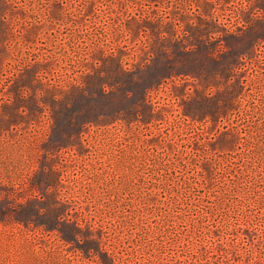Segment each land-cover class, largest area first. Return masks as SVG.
I'll return each mask as SVG.
<instances>
[{"label": "rangeland", "instance_id": "rangeland-1", "mask_svg": "<svg viewBox=\"0 0 264 264\" xmlns=\"http://www.w3.org/2000/svg\"><path fill=\"white\" fill-rule=\"evenodd\" d=\"M0 264H264V0H0Z\"/></svg>", "mask_w": 264, "mask_h": 264}]
</instances>
